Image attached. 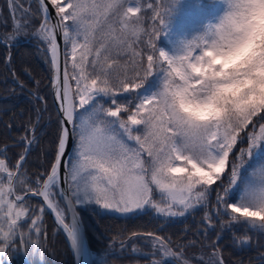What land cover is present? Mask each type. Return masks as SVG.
<instances>
[{"label":"snow or ice","instance_id":"6c2138e0","mask_svg":"<svg viewBox=\"0 0 264 264\" xmlns=\"http://www.w3.org/2000/svg\"><path fill=\"white\" fill-rule=\"evenodd\" d=\"M36 4L33 11L30 3L9 0L12 27L0 34V45L10 49L21 35H31L44 46L58 102L57 128L42 171L29 174L25 164L38 142L44 109H36L35 122L29 121L18 141L0 146V264H11L9 250L17 251V242L32 253L26 264H44L46 210L75 264H112L117 240L123 252L140 235L113 236L94 252L81 210L101 220L110 214H151L161 224L202 210L195 229L199 241L143 234L150 264H226L220 244L225 232L233 247L259 242L264 237V0L194 4L200 22L180 29L182 35L172 26L180 0ZM146 10L152 13L149 27L141 15ZM34 19L39 23L33 25ZM162 37L167 49L160 46ZM5 63L11 65L10 52ZM17 146L22 150L13 163L8 150ZM33 198L42 203L33 205ZM197 243L210 249L207 259L203 253L185 255V248ZM131 252L139 255L141 249L133 243ZM257 259L264 264V253Z\"/></svg>","mask_w":264,"mask_h":264},{"label":"trees","instance_id":"16d2710c","mask_svg":"<svg viewBox=\"0 0 264 264\" xmlns=\"http://www.w3.org/2000/svg\"><path fill=\"white\" fill-rule=\"evenodd\" d=\"M147 2L160 3L161 5L172 4L173 0H144ZM213 0H180V6L172 15V26L174 31L179 33L180 29L194 28L200 22V16L192 7L194 4L208 5ZM22 5L31 4L33 11L37 8L36 0H19ZM141 15L145 17L144 24L150 26L151 10L142 11ZM167 19V17H165ZM39 20L34 19L33 25L38 24ZM12 27V18L9 16V0H0V34L9 32ZM33 28L30 26L28 32ZM181 34V33H179ZM159 46V44H158ZM160 46L168 48V41L162 37ZM42 45L37 40L31 38V35H21L19 40L10 49L0 45V146L12 144L18 141L25 132V127L31 120L35 122L37 115L36 109H44L41 113V119L36 126V136L38 142L33 145L28 154L25 167L29 174L42 171L48 166L52 157L53 141L57 128V112L53 106L50 94V66L47 62V56L43 51ZM11 54V65L7 66L5 57ZM38 81V85L34 82ZM21 84L23 87H21ZM34 93H38L44 99L37 100ZM11 124L9 129L6 125ZM246 147V144L244 145ZM22 150V147H10L8 155L11 162H15L16 154ZM212 199H214V194ZM32 204L41 203L38 198L32 199ZM84 217L89 245L93 251L103 250L111 241L113 236L122 234L128 236L132 232L146 233L157 232L163 236H171L174 241L177 239L190 240L201 238L195 234V229L201 222L202 210H197L192 215H186L177 218L170 223L161 224L155 220L151 214L147 215H129L121 217L118 214H110L102 220L92 216L86 210H81ZM43 230H46V239L41 234V241L46 246L43 261L44 264H73L72 255L61 232L49 217L47 211L43 216ZM189 229L185 233V229ZM240 229H237L239 234ZM214 235L210 233V236ZM119 240H117L118 242ZM133 241V240H132ZM130 241V242H132ZM231 233L225 232L220 244L223 247V256L226 264H259L257 259L261 253H264V237L253 240L250 247H233L230 243ZM116 242V243H117ZM116 245V244H115ZM129 246L121 254L116 255L119 262L132 263L142 260V257L129 252ZM17 251L9 250L11 264H26L27 260L33 259L30 250L22 247L19 242L16 244ZM25 251L28 256H25ZM209 248H201L199 243L185 248V255L192 257L198 252L209 253ZM39 259V257H36Z\"/></svg>","mask_w":264,"mask_h":264},{"label":"rangeland","instance_id":"374dc122","mask_svg":"<svg viewBox=\"0 0 264 264\" xmlns=\"http://www.w3.org/2000/svg\"><path fill=\"white\" fill-rule=\"evenodd\" d=\"M24 7H27V5H23ZM19 16V13H17V17ZM191 28H189V30H190ZM194 33H192V32H189V36H191V35H193ZM180 35H182V33L180 34ZM39 43V42H38ZM39 45H41L40 43H39ZM43 46V45H42ZM243 147H244V145H242ZM238 147H239V145H238ZM133 243H135L140 249H141V254H139V255H137V256H139V257H142V260H137V261H135V262H132V263H130V264H150V260H151V255H150V253H151V248H150V245H149V243H148V240L147 239H143V238H137L136 239V241H134ZM132 246V245H131ZM131 246H130V249H131ZM201 253H203V255H204V257H205V259H207L208 258V254L209 253H206V252H198V253H196L195 255H199V254H201ZM119 255V254H118ZM119 258L117 257V256H114L113 258H112V264H128V263H123V262H119V260H118ZM193 264H197V261H193Z\"/></svg>","mask_w":264,"mask_h":264},{"label":"water","instance_id":"95a60500","mask_svg":"<svg viewBox=\"0 0 264 264\" xmlns=\"http://www.w3.org/2000/svg\"><path fill=\"white\" fill-rule=\"evenodd\" d=\"M58 40H59V34H58ZM61 49H63V45L61 44ZM62 60H63V58H62ZM63 66V65H62ZM51 76H52V73H51V75H50V79H51ZM50 94H51V99H52V103H53V106H54V108H55V110H56V112H57V109H58V102L54 99V93H53V88H52V85H51V83H50ZM40 201V200H39ZM41 203H42V201H40ZM47 211V210H46ZM47 213H48V215H49V217L51 218V220L53 221V223L56 225V222H55V219H54V216H53V214L50 212V211H47ZM57 226V225H56ZM62 233V232H61ZM63 234V233H62ZM63 236H64V234H63ZM64 238H65V236H64ZM65 241H66V239H65ZM66 244H67V246H68V242L66 241ZM68 248H69V246H68ZM70 250V249H69ZM70 253H71V255H72V252L70 251ZM72 260H73V264H75V262H74V257H73V255H72Z\"/></svg>","mask_w":264,"mask_h":264}]
</instances>
